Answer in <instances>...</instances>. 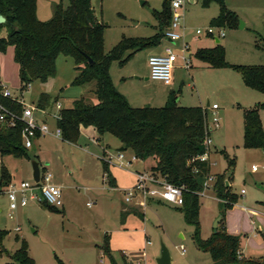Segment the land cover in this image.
Instances as JSON below:
<instances>
[{"label": "rangeland", "instance_id": "374dc122", "mask_svg": "<svg viewBox=\"0 0 264 264\" xmlns=\"http://www.w3.org/2000/svg\"><path fill=\"white\" fill-rule=\"evenodd\" d=\"M97 19L103 24V50L108 53L122 38L146 37L157 30V22L151 11L160 9L162 0H90ZM66 5L68 0H37L36 16L47 20L52 16L55 3ZM239 6L237 12L246 18L244 28L221 27L225 33L220 43L224 47L225 60L229 64H263L264 57L257 44L264 39V8L249 5H262L264 0H242L233 2ZM239 3V4H238ZM241 5V6H240ZM219 5L211 2L202 5V0L184 5V29L190 39V47L185 53L190 66L185 67L178 55L174 66L178 85L174 94L180 105H200L206 110L207 120L212 125V117L219 118V126L209 131L210 149L208 155L209 175L213 183L217 175L229 178L226 188L236 199L228 203L223 215L221 201L210 187L199 196L198 226L202 240H208L214 230L213 224L220 215L221 223L228 233L239 238L241 257L255 261L264 260V149L243 145L242 113L244 109L257 107L264 129V91L246 86L240 74L232 67H212L203 69L198 60L189 53L195 49L199 39L211 38L194 35L197 28L212 26L211 21L218 13ZM154 26V27H153ZM6 30H0L4 36ZM214 41V40H213ZM158 46L172 47L179 54L175 43L162 37ZM148 48L134 52L126 50L123 63L113 60L109 75L116 88L129 96L130 103L137 106H163L168 96L157 99L165 87L161 81L145 79L148 76ZM130 53V55H129ZM129 55V56H128ZM71 56L59 55L55 61V74L46 80H35L20 89L18 65L14 61L13 45L8 44L0 51V81L11 92V97L33 107V116L43 120L50 133L34 136L31 146H25L26 155L15 158L6 155L0 158L2 164L14 174L13 181H32V162L38 163L40 172L51 175V181L61 187L66 214L61 207L50 211L41 204L29 200L25 206L10 210L5 193L8 181L0 192V228L6 231L1 239L0 264L10 261L9 255L19 246L18 236L26 241L28 253L35 264H158L161 244H164L171 257L170 264H210V254L202 251L194 243V225L185 221L182 206L169 203H153L144 209V218L137 215L127 217L120 226L119 211L126 202L124 197L135 182V170L152 173L153 159L147 158L129 164L128 168L109 165L108 173L115 179L117 188L108 184L107 173L102 167L101 152L106 149L115 153L119 140L105 132L96 139H86L91 132L83 131L77 144L65 141L55 135L56 118L42 114L37 101L41 93L49 96L43 109L58 113L68 108L75 98L84 97L96 102L92 94L94 82L82 86L71 84L76 71ZM172 91V90H171ZM216 103L218 108L207 106ZM90 130H92L90 128ZM98 136V135H97ZM133 152L126 148L124 155ZM233 162L228 172V161ZM253 165L255 168L253 169ZM106 178V179H105ZM241 190H244L241 193ZM218 225V224H217ZM16 227L18 229H16ZM262 228V229H261ZM107 239L108 252L104 251ZM149 240V243L146 241Z\"/></svg>", "mask_w": 264, "mask_h": 264}, {"label": "trees", "instance_id": "16d2710c", "mask_svg": "<svg viewBox=\"0 0 264 264\" xmlns=\"http://www.w3.org/2000/svg\"><path fill=\"white\" fill-rule=\"evenodd\" d=\"M170 0H162L159 10L153 9L151 14L157 22L156 32L148 37L122 38L121 41L105 53L103 50V24L97 19L90 0H68L66 5L57 2L52 16L40 20L36 16L37 0H0V15L5 20L0 23V30L6 34L0 36V51L8 44L13 45L14 61L18 65L20 89L27 87L35 80H46L55 74V61L59 55L71 56L74 60L76 74L71 82L74 86H82L94 82L92 94L96 102L84 97L75 98L68 108L58 110L56 125L60 129L61 138L76 143L80 135V126H93L99 135L109 132L115 136L124 149L129 148L139 158H155L151 168L154 173L164 177L168 182L183 187L182 210L185 221L193 224L194 243L202 251L210 254L211 264H264V260L255 261L243 258L239 251V238L228 233L221 223V218L208 240H202L199 234L198 211L201 181L209 174L208 161L189 162L204 152L203 139L209 135V123L206 110L200 106H185L177 102L173 91L163 106L133 107L126 96L114 86L109 75V66L113 60L123 63L126 50L134 52L138 49L157 45L164 35L170 17ZM211 2L219 5L218 14L212 19L217 27H238L239 17L227 8L224 0H202V5ZM264 57V39L257 44ZM129 53V55H130ZM92 58L89 64L85 55ZM128 55V56H129ZM194 56L210 67H232L241 76L243 83L251 88L264 91L263 64H229L225 60L224 47L217 43L210 48H198ZM49 101V96L41 93L37 104L42 109ZM0 104L19 116L23 103L2 94L0 82ZM243 145L264 149V129L258 108L244 109L242 113ZM24 122L15 120L10 124L9 118L0 122V157L11 155L20 158L26 155L22 143ZM103 171L107 180L114 185L108 173V163L102 160ZM233 162L228 161V172ZM197 168L198 172L193 169ZM10 180L6 167L2 164L0 174V192ZM227 176L217 175L213 183L216 196L223 201V210L236 197L228 193ZM50 211L54 206L41 203ZM264 211V204H263ZM223 215V214H222ZM221 215V217H222ZM6 231L0 228L1 239ZM18 248L9 255L6 264H35L28 253L24 239L15 237ZM107 239H104V251L108 252ZM2 249L0 248V253ZM58 264H64L58 260Z\"/></svg>", "mask_w": 264, "mask_h": 264}, {"label": "built area", "instance_id": "2783aa9c", "mask_svg": "<svg viewBox=\"0 0 264 264\" xmlns=\"http://www.w3.org/2000/svg\"><path fill=\"white\" fill-rule=\"evenodd\" d=\"M186 0H170V17L169 22L164 30V35L169 41L176 43V49L179 54L173 51L172 47L166 46L162 54H152L147 58L149 68V78L152 80L161 81L164 84H170L172 81V69L174 62L178 55L183 60L184 66H189V59L186 52L189 49V43L185 39L183 32V19H184V5ZM195 35L208 34L214 35L217 38L224 35L221 27L214 28L208 26L205 28H197L194 30ZM2 94L11 97V92L2 86ZM60 103L56 104L59 110ZM217 104H212L211 109H216ZM33 107H26L23 105V110L19 116L15 115L8 108L0 104V122L4 121L6 117L9 118L10 124L15 120L24 122L25 127L22 131V143L25 146H31L32 138L36 135H43L50 133L47 124L43 120H37L33 116ZM42 114H46L45 109H40ZM54 118L58 117V113L51 114ZM219 126V118L212 117V125L209 124V131L212 127ZM55 135H60V129L57 127ZM204 152L195 157H192L189 162L194 161H208L210 138L206 135L203 139ZM101 159L108 163V165H117L122 168H128L129 164L136 160L137 157L132 154L130 157L124 155V150H116L115 153H110L107 149L103 150ZM255 165H253V169ZM198 172L197 168L193 169ZM51 175L46 171H39L38 181L19 180V182H12L5 191L8 198V207L10 210L17 208V206H25L29 200L35 201L39 204L46 203L54 207L62 206V192L61 187L51 181ZM201 189L197 192L198 195L204 194V191L210 187L213 188V178L208 174L204 176L201 181ZM244 190H241L243 193ZM158 198L163 202L172 204L174 206H181L183 203V187L168 182L164 177L157 173L135 172V182L131 188L126 192L124 200L126 202L135 201L139 205L144 206L147 198ZM222 201V200H221ZM16 229H18L16 227ZM149 243V240L146 241ZM127 264H140V263H127Z\"/></svg>", "mask_w": 264, "mask_h": 264}, {"label": "crops", "instance_id": "0c3cea01", "mask_svg": "<svg viewBox=\"0 0 264 264\" xmlns=\"http://www.w3.org/2000/svg\"><path fill=\"white\" fill-rule=\"evenodd\" d=\"M188 2H190V3H193V2H196L197 0H187ZM232 1L233 2H240V1H242V0H224V4H225V6L227 7V8H229V9H231V10H233L236 14H237V16L239 17V20H241L242 22H243V26L241 27V28H244L246 25H247V21H246V18H244L243 19V15L241 14V13H239V12H237V8H240L239 6H237V5H234V3H232ZM239 4V3H238ZM242 5H249V6H252L253 8L255 7V8H264V3H262V5H251V4H247V3H243ZM241 6V5H240ZM157 10H159V9H157ZM218 12H219V8H218ZM218 14V13H217ZM216 14V15H217ZM154 27V26H153ZM167 27V26H166ZM238 28H240L239 26H238ZM240 28V29H241ZM166 29V28H165ZM183 32H184V35H185V38H187V34H186V32H185V29H184V19H183ZM155 33V32H154ZM153 33V34H154ZM152 34V35H153ZM195 35V34H194ZM149 36H151V35H149ZM195 36H199V35H195ZM204 36H206V37H209V38H211L212 40H211V42L208 40V38H205L204 39V41H202L201 39H199L198 41H197V43H196V45H195V49L192 51V52H190L189 54L191 55H194V52L198 49V48H210V47H213V46H215L217 43H220V38L221 37H219V38H217L216 36H214V35H208V34H204ZM225 36V33H224V35L222 36V37H224ZM146 37H148V36H146ZM216 39L218 40L217 42H216ZM161 40V39H160ZM187 40V39H186ZM190 39H188L187 41H188V43H189V47H190V41H189ZM214 40V41H213ZM160 42V41H159ZM159 44V43H158ZM158 44L157 45H155V46H153V47H149L147 50H148V56L149 55H152V54H162L163 52H164V48L166 47V46H164L163 48H160L159 46H158ZM221 44V43H220ZM175 45L177 46V44L175 43ZM222 45V44H221ZM148 56H147V58H148ZM195 57V56H194ZM196 58V57H195ZM188 59H189V56H188ZM197 59V58H196ZM198 60V66L199 67H201V68H203V69H213L212 67H210V66H208L205 62H203V61H201V60H199V59H197ZM176 61V60H175ZM178 65V64H177ZM176 65V63L174 62V66H177ZM189 66H190V60H189ZM176 73L174 72V67H173V69H172V81H171V83L170 84H165V85H170V86H168V87H165L164 89H163V91H161V93H159L158 94V96H157V99H164V98H166L168 95H169V92L172 90L173 92H174V88H176V86L178 85V79H176ZM145 79H150L149 78V74H148V76L145 78ZM240 80H242L241 79V76H240ZM151 81H157V80H152L151 79ZM1 82V81H0ZM158 82V81H157ZM243 82V81H242ZM1 84H2V82H1ZM114 84V83H113ZM164 84V83H163ZM115 86V85H114ZM116 87V86H115ZM118 90V89H117ZM119 91V90H118ZM121 93L122 94H124L125 96H126V98H127V100H128V102H129V104L131 105V106H133V107H142V106H137V105H133V104H131L130 103V99H129V96H127L126 95V93L125 92H123V91H121ZM94 100V98H92V101ZM94 102V101H93ZM178 102V101H177ZM207 104H208V106H209V101L207 100ZM206 104V105H207ZM213 104H216V103H213ZM186 106V105H185ZM187 106H190V105H187ZM197 106H200V105H197ZM200 107H202V106H200ZM210 107V106H209ZM218 108V107H217ZM216 108V109H217ZM53 113H55L54 111H49V112H47L46 114H53ZM45 122V121H44ZM90 128L92 129V130H90ZM242 130H243V128H242ZM83 131H89V132H91V134H89V135H87L85 138L86 139H89V138H91V140H94V139H96L97 140V142H99V137H100V135L97 133V131L95 130V128L93 127V126H80V135H79V137L80 136H82V133H84ZM98 135V136H97ZM36 136H38V135H36ZM78 142V141H77ZM77 142L75 143V144H77ZM118 147L117 148H119L120 146H122V144H121V142L119 141L118 142ZM105 148V147H104ZM104 148L102 149V152H101V154H100V156L103 154V150H104ZM116 148V150H118ZM107 149V148H106ZM4 156H6V155H4ZM3 157V156H2ZM1 158V157H0ZM147 158H152L153 159V161H152V164H150V168H152L154 165H155V163H156V161H155V158L154 157H147ZM147 158H144V159H142V160H145V159H147ZM137 160V159H136ZM136 160H134V161H136ZM141 160V159H140ZM134 161H132V162H134ZM131 162V163H132ZM130 163V164H131ZM5 166V165H4ZM109 166V165H108ZM6 167V166H5ZM6 169H7V172H8V174H9V176H10V180L12 181V182H14L13 181V177H14V174L9 170V168H7L6 167ZM135 172H138V171H136L135 170ZM106 179V178H105ZM107 180V179H106ZM113 180H114V185H110L109 183V186L110 187H112V188H117V185H116V183H115V179L113 178ZM53 183H55V182H53ZM56 184V183H55ZM227 185H228V183H227ZM5 188V187H4ZM153 203H166V202H163L162 200H159L158 198H147L146 200H145V205L144 206H141V205H139L138 204V202H136V200L135 201H133L132 202V204H122L121 205V208H120V211H119V223H120V226L121 225H124V223H125V219L127 218V217H129V216H131V215H137V216H139L141 219H143L144 218V209L148 206V205H150V204H153ZM61 211H62V213H63V215L64 214H66V207H65V204L63 203V199H62V206H61ZM126 224V223H125ZM262 229V228H261ZM241 253V252H240ZM242 254V253H241ZM212 263V262H211ZM210 263V264H211Z\"/></svg>", "mask_w": 264, "mask_h": 264}, {"label": "water", "instance_id": "95a60500", "mask_svg": "<svg viewBox=\"0 0 264 264\" xmlns=\"http://www.w3.org/2000/svg\"><path fill=\"white\" fill-rule=\"evenodd\" d=\"M4 20H5V18L2 15H0V23L4 22ZM242 26H243V22L241 20H239V27L241 28ZM217 41L218 40L216 39V42ZM84 55H85L88 63L92 64V62H93L92 58L90 56L86 55V54H84ZM207 106H208V104H207ZM210 130H211V128H210ZM117 149L119 151H122V150H124V147L120 146ZM39 171H40V169H39L38 163L36 161H33L32 162V179L34 181H36V182L39 179ZM226 185H227V182H226ZM223 212H224V210L221 211L222 214H223ZM220 218H221V215L218 216L216 218V220L214 221V224H213L214 230H213V232L216 231V226H217ZM156 261H157L158 264H170L171 263V257H170V254H169V250L164 244H161L160 255L156 258Z\"/></svg>", "mask_w": 264, "mask_h": 264}]
</instances>
